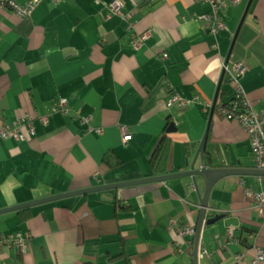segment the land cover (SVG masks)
<instances>
[{"label":"crops","instance_id":"1","mask_svg":"<svg viewBox=\"0 0 264 264\" xmlns=\"http://www.w3.org/2000/svg\"><path fill=\"white\" fill-rule=\"evenodd\" d=\"M111 1L40 0L28 16L0 7V117L24 135L0 136V234L27 239L24 252L0 247V264H193L194 236L178 231L199 218L191 177L119 184L187 170L207 128L209 167L256 169L246 130L212 103L232 95L224 66L240 61L245 96L264 109V0L230 6L216 35L206 2L123 0L107 16ZM172 93L196 99L168 107ZM59 98L68 113L53 110ZM258 177L264 186L253 173L213 185L206 214L222 218L204 226L198 264H264L253 262L264 218L244 193Z\"/></svg>","mask_w":264,"mask_h":264},{"label":"built area","instance_id":"2","mask_svg":"<svg viewBox=\"0 0 264 264\" xmlns=\"http://www.w3.org/2000/svg\"><path fill=\"white\" fill-rule=\"evenodd\" d=\"M40 0H26L24 2H18L16 0H0V7L10 9L19 16H28L34 6ZM58 2L59 0H52ZM146 3L153 4L159 0H144ZM209 4V10L202 14L200 18L204 21V27L207 28L211 33L216 35L222 30L227 28L226 17L230 6L239 3L241 0H199ZM123 5V0H112L108 5L107 16L112 13H119L120 8ZM146 37V34H141L132 40L134 48H138L142 43V40ZM167 54L164 53L163 57ZM248 65L244 62H234L230 66H224V78L230 83L233 88L231 98L225 102L218 103V111L228 119L238 121L246 130L248 135L251 153L253 157L254 167L264 171V109L261 111H255L252 108V103L246 98L243 88L240 83L241 77L247 71ZM180 97L176 93L170 94L166 100V105L170 107L173 103H177L180 106H186L189 103L195 101ZM241 106V108H240ZM53 110H60L66 114L69 112V107L66 98H59L52 105ZM29 119L30 116H27ZM17 123V122H16ZM6 123L0 117V136L4 139L15 138L23 139L24 135L21 134L18 129L14 126ZM122 140L128 142L130 133L126 130L125 126H121ZM29 132H33V127L29 123ZM242 183V182H241ZM259 187L254 188L251 185L244 188L245 196L251 201L252 206L257 212L264 218V186L261 184V177L257 178ZM206 212H209L208 207ZM177 220L175 218L169 219V226L176 225ZM180 234H186L194 236L195 227L193 225H184L181 229H178ZM232 236V228L227 229V235L224 239H219L218 245L223 248L226 245L227 238ZM15 247L21 252H24L27 248V239L20 233L14 234H0V247ZM254 258L253 262L264 258V252L260 247L254 246ZM205 254L204 250L198 251V258H203Z\"/></svg>","mask_w":264,"mask_h":264},{"label":"water","instance_id":"3","mask_svg":"<svg viewBox=\"0 0 264 264\" xmlns=\"http://www.w3.org/2000/svg\"><path fill=\"white\" fill-rule=\"evenodd\" d=\"M215 100L212 103V107H214ZM170 129V128H169ZM208 134V128L205 131L199 146L197 148V152L195 153L194 157L189 161V159H185L184 165L186 166L187 170L174 173V174H164L153 176L149 178H144L140 180H135L131 182H124L119 185H126V184H135V183H143L148 181H165L172 177H181V176H189L191 177L193 184L197 189V194L199 196V204H200V212L199 218L195 227V234L193 237V250H192V257H193V264H198V251L200 245V238L201 232L205 225L213 224L214 222L218 221L222 218V215L216 214L214 216H208L206 214V208L208 207V197L213 185L223 177L228 175H243V174H257V175H264L263 170L259 169H244V168H233V167H209L207 165V160L205 157V146H206V139ZM200 176L203 178L204 181V190L201 194L198 189L197 184V177ZM86 191V190H81ZM53 198V197H50ZM49 197L46 199H50ZM25 205L15 206V207H23Z\"/></svg>","mask_w":264,"mask_h":264},{"label":"trees","instance_id":"4","mask_svg":"<svg viewBox=\"0 0 264 264\" xmlns=\"http://www.w3.org/2000/svg\"><path fill=\"white\" fill-rule=\"evenodd\" d=\"M218 98H219V93H218ZM230 98H231V96H230L226 101H228ZM226 101H221V100H219V102H221V103H223V104H225ZM219 102H218V103H219ZM218 103L215 102L214 107H217V106H218ZM240 108H241V106H240ZM161 157H162V154H160L159 151L157 152V150H156V152H155L154 155L152 156V160H151L152 164L155 165V166H157V165H161V164H160V162H161ZM162 162H163V160H162ZM156 164H157V165H156ZM208 216H211V215H208ZM235 264H237V263H235Z\"/></svg>","mask_w":264,"mask_h":264}]
</instances>
